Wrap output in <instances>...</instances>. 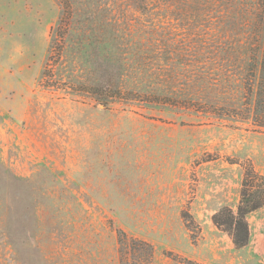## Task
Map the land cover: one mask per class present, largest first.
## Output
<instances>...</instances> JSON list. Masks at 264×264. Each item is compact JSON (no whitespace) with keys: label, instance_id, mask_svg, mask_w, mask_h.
<instances>
[{"label":"rangeland","instance_id":"obj_1","mask_svg":"<svg viewBox=\"0 0 264 264\" xmlns=\"http://www.w3.org/2000/svg\"><path fill=\"white\" fill-rule=\"evenodd\" d=\"M263 54L264 0H0V264H264V206L214 222L264 176Z\"/></svg>","mask_w":264,"mask_h":264},{"label":"trees","instance_id":"obj_2","mask_svg":"<svg viewBox=\"0 0 264 264\" xmlns=\"http://www.w3.org/2000/svg\"><path fill=\"white\" fill-rule=\"evenodd\" d=\"M256 73L255 77L258 79L253 120L258 127L264 128V54L261 67L257 75ZM244 171L241 202L237 212L225 208L214 216L216 226L232 236L237 248L245 247L250 242L248 215L264 206V176L260 175L252 166L246 167ZM119 235L125 263L153 264L155 250L152 244L145 240L129 237L124 231H121Z\"/></svg>","mask_w":264,"mask_h":264}]
</instances>
